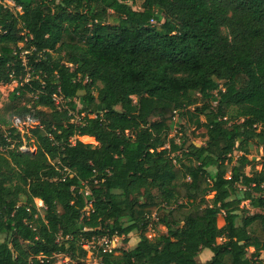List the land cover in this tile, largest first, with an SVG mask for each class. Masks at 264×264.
<instances>
[{"label":"trees","instance_id":"obj_1","mask_svg":"<svg viewBox=\"0 0 264 264\" xmlns=\"http://www.w3.org/2000/svg\"><path fill=\"white\" fill-rule=\"evenodd\" d=\"M11 1L22 14L0 4V85L18 83L0 109V264H87L85 243L136 232L103 264H264V164L246 173L264 147V0ZM27 117L41 125L31 136L13 128ZM183 121L204 145L171 137ZM150 225L167 232L150 239Z\"/></svg>","mask_w":264,"mask_h":264},{"label":"rangeland","instance_id":"obj_2","mask_svg":"<svg viewBox=\"0 0 264 264\" xmlns=\"http://www.w3.org/2000/svg\"><path fill=\"white\" fill-rule=\"evenodd\" d=\"M143 0H135L134 4L133 2H130V5H133L134 10L140 11L143 5ZM18 87V83L17 82H13L10 85H0V109L3 110V108L6 107V105L9 102V97L10 95L17 89ZM78 110L83 109V107L81 106V102H78ZM215 106V105H214ZM77 118H81L84 117V114L82 116H78L76 115ZM202 121H204V117L201 118ZM78 121V119H77ZM76 122V121H75ZM202 134H205V130L201 129V130H197L195 126L190 125L189 123H187V121H183L180 123H177L175 128L170 132L171 137H175L177 143L179 142H183L184 140H188L190 143L195 144L197 146H202L205 143V140L201 137H197V136H201ZM78 140H80L82 143L84 144H92V145H97L95 140H84L82 138H78ZM242 153L237 152L235 154L236 157L240 156ZM250 163L246 168V173L250 174L252 171L254 170H258L260 171L263 167L264 164V147H257L256 149H253L250 152ZM35 202L38 203V200H36ZM87 212H89L90 208L86 209ZM39 211L41 213V215H44L45 213V209L44 208H39ZM153 219L156 220L155 216H153ZM218 224L220 227L224 226L225 221L223 216H220L218 219ZM166 233V229L164 227H159L157 230H155L154 225L148 228L146 235L148 236V238L150 239H154L158 233ZM125 237H117V241L115 243L116 247H117V253L119 251L122 250H133L140 242V233L136 232L133 233L132 235H130V242L129 244L125 243ZM222 240H219V243H221ZM251 252H253V250H251ZM210 256L212 257V254L208 251H205L202 253L201 257H200V262L204 263L207 261L208 258H210ZM95 259V257H93ZM92 254L91 252L88 253L87 252V257H86V263L87 264H91L92 260ZM262 260H264V252L262 253ZM63 260L60 261V263H62ZM72 264H75V262L72 261Z\"/></svg>","mask_w":264,"mask_h":264},{"label":"built area","instance_id":"obj_3","mask_svg":"<svg viewBox=\"0 0 264 264\" xmlns=\"http://www.w3.org/2000/svg\"><path fill=\"white\" fill-rule=\"evenodd\" d=\"M0 4H2L5 8L14 10L16 9L17 13L22 14V10L19 7H16L15 3L11 0H0ZM53 102L60 110V107L64 103L63 98L59 95L53 96ZM41 127L40 122L32 117H27L25 119L16 118L13 121V128H15L18 132H20L22 135H29L31 136L30 132L34 129H37ZM33 142V141H32ZM13 146V145H12ZM20 151L25 154L29 153H35L36 148L30 147L28 144H24L20 147ZM89 193H87L88 195ZM36 206L39 210V208H45L44 203L41 200H38V203L36 202ZM40 212V211H39ZM117 241V237H114L112 239L108 237H103L97 241L91 242V243H85L83 245V248L91 254L93 258L91 264H103L101 261L100 255H109V254H117V247L115 245ZM42 258L40 257L39 260ZM55 259H57L56 264H72V260L69 258L56 255ZM63 260L62 263L60 261Z\"/></svg>","mask_w":264,"mask_h":264},{"label":"crops","instance_id":"obj_4","mask_svg":"<svg viewBox=\"0 0 264 264\" xmlns=\"http://www.w3.org/2000/svg\"><path fill=\"white\" fill-rule=\"evenodd\" d=\"M88 138H89V137H88ZM82 139H83V138H82ZM210 258H211V256H210ZM210 258H208L207 261H208ZM207 261H206V262H207ZM206 262H204V263H206Z\"/></svg>","mask_w":264,"mask_h":264}]
</instances>
